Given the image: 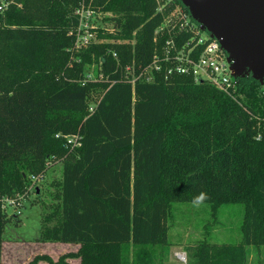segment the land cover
<instances>
[{
	"label": "trees",
	"instance_id": "16d2710c",
	"mask_svg": "<svg viewBox=\"0 0 264 264\" xmlns=\"http://www.w3.org/2000/svg\"><path fill=\"white\" fill-rule=\"evenodd\" d=\"M174 7L161 14L156 0H15L6 12L0 264L6 229L19 219L8 201L27 197L31 177H44L60 161L62 177L37 241L80 248L29 264H150L148 249L167 245L172 203H191L201 192L214 211L244 210L243 243L214 247L218 263L245 264L248 248H264V86L246 77L229 96L190 77L135 86L127 77L128 66L138 75L162 52L170 34L157 31ZM82 8L111 14L103 21L112 30L100 26L96 41L78 48ZM90 66L105 79L88 80ZM208 250L195 261L205 264Z\"/></svg>",
	"mask_w": 264,
	"mask_h": 264
},
{
	"label": "rangeland",
	"instance_id": "374dc122",
	"mask_svg": "<svg viewBox=\"0 0 264 264\" xmlns=\"http://www.w3.org/2000/svg\"><path fill=\"white\" fill-rule=\"evenodd\" d=\"M80 29L86 35V12H81ZM111 14L101 15L93 21L96 26H104L112 30L111 23L103 18ZM91 68L88 67L87 71ZM94 73L97 69H93ZM63 162H56L51 166L42 180L37 182L39 193L30 192L27 197L20 199L16 207H9L10 215L19 214V219L9 224L5 233L2 249V264H28L34 256L49 252L52 259L58 261L63 255L77 253L78 245H62L45 247L33 246L24 243L31 242L40 236L41 226L45 223L51 211L52 195L56 193V182L62 177ZM40 194V196H39ZM242 205H224L213 210L208 203L200 207H193L189 202H174L171 205L168 219V242L164 247H151L148 249L151 256L150 264H202L196 262L201 249L206 246L208 258L205 264L218 263L214 259V247L224 245H242ZM134 250H129V257L133 259ZM80 259H70L68 264H80ZM245 264H264V248L251 247L247 249Z\"/></svg>",
	"mask_w": 264,
	"mask_h": 264
},
{
	"label": "built area",
	"instance_id": "2783aa9c",
	"mask_svg": "<svg viewBox=\"0 0 264 264\" xmlns=\"http://www.w3.org/2000/svg\"><path fill=\"white\" fill-rule=\"evenodd\" d=\"M156 1L157 11L161 14L175 6L166 22L157 31V33H162L166 30L170 36L166 39L162 52L156 54L150 64L140 69L138 75L135 66L126 68L127 77H131L130 81L133 86L137 82L152 83L158 76H162L165 80L174 76H184L192 78L196 84L208 83L224 94L235 96L239 87V79L234 77L231 64L228 62V55L222 49L220 42L203 31L200 25L176 4L175 0ZM14 4L15 0H0V26L6 12ZM81 12H86V35L79 28L78 48L84 45L88 47L92 43L91 40L96 38L95 30L100 26H96L94 23L97 18L103 15L92 8L86 10L82 8L77 11V14L81 15ZM178 38H182L181 44L177 41ZM90 68L91 70L86 74L88 80L105 79L102 73H94L93 69H97V66H90ZM261 95L264 98V87L261 90ZM258 139H261V136ZM68 140L69 143H74V146H80L78 138L71 137ZM42 178L31 177L33 185L30 187L29 193L35 190L37 182ZM8 204L13 207L17 206L14 201H8Z\"/></svg>",
	"mask_w": 264,
	"mask_h": 264
},
{
	"label": "water",
	"instance_id": "95a60500",
	"mask_svg": "<svg viewBox=\"0 0 264 264\" xmlns=\"http://www.w3.org/2000/svg\"><path fill=\"white\" fill-rule=\"evenodd\" d=\"M179 1L220 42L234 77H251L264 86V0Z\"/></svg>",
	"mask_w": 264,
	"mask_h": 264
},
{
	"label": "crops",
	"instance_id": "0c3cea01",
	"mask_svg": "<svg viewBox=\"0 0 264 264\" xmlns=\"http://www.w3.org/2000/svg\"><path fill=\"white\" fill-rule=\"evenodd\" d=\"M38 238H39V236H37V239H35V240L32 239L31 242L26 241V242L24 243V245H25V246H27V245H33V246H38V247H40V246L51 247V246H57L58 244H62V245L67 246V244H63V243H41V242H38V241H37ZM78 247L80 248L79 245H78ZM44 255L49 256V257H51V258L53 257V255L50 254L49 252H46L45 254H38V255L34 256L33 259L30 260V261L28 262V264H29L31 261H33L35 257H37V256H44ZM79 261H80V260H79ZM79 263L81 264V261H80ZM39 264H48V263H46V262H40Z\"/></svg>",
	"mask_w": 264,
	"mask_h": 264
},
{
	"label": "clouds",
	"instance_id": "9594fccd",
	"mask_svg": "<svg viewBox=\"0 0 264 264\" xmlns=\"http://www.w3.org/2000/svg\"><path fill=\"white\" fill-rule=\"evenodd\" d=\"M209 199L210 197L207 192H201L198 196L193 198L191 203L193 207H200Z\"/></svg>",
	"mask_w": 264,
	"mask_h": 264
}]
</instances>
